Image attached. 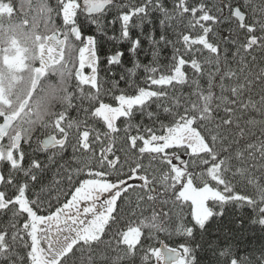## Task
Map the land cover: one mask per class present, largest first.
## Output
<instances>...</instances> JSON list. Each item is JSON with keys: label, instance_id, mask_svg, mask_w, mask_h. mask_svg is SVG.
I'll return each mask as SVG.
<instances>
[{"label": "snow or ice", "instance_id": "6c2138e0", "mask_svg": "<svg viewBox=\"0 0 264 264\" xmlns=\"http://www.w3.org/2000/svg\"><path fill=\"white\" fill-rule=\"evenodd\" d=\"M113 2L83 0L81 5L77 0H60L69 31L63 39L58 33L48 38L53 43L41 46L40 66L35 69L42 76L49 63L62 60L64 45L74 36L82 45L77 46L75 77L80 85L96 90L87 98L99 101L94 110L90 107L84 111L95 123L102 120L107 131L101 133L94 126H84L81 131L84 122L78 120L63 124L65 114L60 112L54 124L46 127L51 129L47 138L37 142L38 151L50 153L46 161H41L22 149L21 141L29 142L32 133L18 128L17 113L0 112V162L11 166L7 177L0 174V186L14 189L11 195L0 191V215L11 213L9 224L0 228V264H77L78 259L79 264H135L143 230L148 229L151 238L156 232L176 228L185 219L188 202L192 219L202 224L214 214L210 211L214 202L252 204L257 194L264 197V67L256 70L257 57L253 55L257 50L264 52V19L249 23L242 6H234L231 0H220L222 7L216 15L203 3L194 7L187 0H178L170 12L164 0H138L127 5L114 21L121 25L118 39L129 45L132 67H125L124 51H114L106 57V71L111 76L101 81L98 42L92 35L82 37L83 26H76V18L78 10L102 13ZM156 12L164 17L159 39L154 30L147 34L142 30L145 21L152 23L149 17ZM188 13L191 18L184 27L190 34L171 40L165 22L174 16L178 24H183ZM134 18L139 23H131ZM93 21L99 23L95 17ZM222 21L237 24L239 32L231 40L235 51L222 46L227 41L212 38L214 26ZM133 27L141 29L140 36L132 37ZM169 45L172 55L164 63L161 53ZM141 52L145 58L150 57L148 63L138 59ZM229 55L233 61L239 57L238 69L229 67ZM248 56L251 62L246 60ZM208 65H215V72L207 71ZM86 67L91 69L87 75L83 71ZM141 68L143 83L156 86L154 89L139 86L133 79ZM205 76L206 90L200 85ZM121 82L125 87H120ZM185 86L192 88L187 95ZM214 88H219L218 96ZM103 95L112 102H104ZM118 120H122L123 135ZM73 128L77 129L74 142L69 138ZM5 138L6 144L2 143ZM118 140L122 155L114 147ZM69 148L72 157L66 160ZM183 155L189 157L191 165ZM26 158L29 163L24 167ZM197 166H202L199 173L194 171ZM21 172L23 183L15 175ZM210 181L215 185L210 186ZM157 183L164 185L165 196H161ZM237 185H251L254 191L235 194ZM118 201L125 207L120 208ZM209 201L211 206L206 203ZM262 205L264 199L257 206L259 223L264 225ZM149 210L151 214L146 215ZM129 211L137 216L135 226ZM125 219L129 221L126 230L122 223ZM105 236L111 238L105 240ZM21 248L25 255L18 251ZM165 250L171 259H165ZM149 252L158 264H188L183 244L175 249L150 247L144 251L141 264L150 259Z\"/></svg>", "mask_w": 264, "mask_h": 264}, {"label": "trees", "instance_id": "16d2710c", "mask_svg": "<svg viewBox=\"0 0 264 264\" xmlns=\"http://www.w3.org/2000/svg\"><path fill=\"white\" fill-rule=\"evenodd\" d=\"M17 0H0V16L8 15L9 13L13 12V9L16 6ZM178 2V0H164L165 6L171 12L174 4ZM190 6L199 7L201 3L205 5L207 9L212 11V14H217V9L221 8L222 5L220 0H187ZM228 0H225L227 3ZM234 6H242V10L245 13L246 19L249 23L253 20L264 19V15H261V10L264 9V0H231ZM77 3L80 4L81 0H77ZM138 3V0H114L111 6H106L105 10L102 13H92L88 14L86 12H77L76 18V26L78 28L82 27V37L87 35H92L94 39L98 42V78L101 81H108L109 77L111 76V72L106 71L108 69V64L106 57L110 55L112 52L120 50L124 51L125 55L123 57L125 62V67H132L131 58L127 53V49L129 45L126 42H123L118 39L120 36V28L121 25L118 22H114L117 20L118 16L123 13L125 7L129 4ZM53 4L56 7L55 12V19L57 29L55 32L59 34V38L63 39L65 32L69 31V26L64 24L63 14L60 8V0H53ZM121 6V7H118ZM225 14H227V9H223ZM93 17L96 18L99 23L93 21ZM186 19L184 20L183 24H178L176 18L173 16L171 20H167L165 22V28L167 29V34L169 38L173 41H176L181 34H190V30H185V25L187 24V19L191 18V13L186 14ZM149 19L152 21L149 24L147 21L143 24V32L145 34L154 30L156 39H159V35L161 32L160 28V20L164 19V17L156 12L150 15ZM133 24L139 23L138 20L135 18L131 22ZM239 29L237 24L230 22V21H222L218 26H214V32L211 34L212 38L216 41H227L226 44L222 46H226L230 48V51H235V46L232 44L231 40L234 38ZM141 29L133 27L131 30V35L133 38L140 36ZM258 36L262 35L260 32L257 31L256 33ZM242 35V34H241ZM73 41L77 46L79 45V41L75 39L74 36L70 37V40ZM52 44L46 43L45 45ZM179 47V45H177ZM144 47H148L147 41L144 42ZM172 47L169 45L165 48L161 53V60L166 63V58H170L172 55ZM42 55V49L38 53V61L40 62ZM257 57L256 62V70L260 67H264V52L259 50L253 53ZM139 60L143 63H148L150 57L145 58L143 52L140 53ZM229 60V67L233 68L234 70L238 69L239 67V57L235 61L232 60L231 55L228 57ZM248 62H251L252 57H246ZM38 61L33 64L32 66V73L35 77V67ZM55 64V63H54ZM53 65L50 63L47 69L44 72V75L41 78H49L50 74L48 73V68ZM79 66L78 62V52L77 57L74 63L73 68V78L71 86L69 87L68 91L71 93V106L64 105L58 106L56 109L55 115L52 118L51 124H54L55 119L58 118L60 112H64L65 120L62 121L63 124H67L68 121H83L84 125L81 127V131L83 130L84 126H94L96 130L103 133L107 131L106 126H104L103 121L99 120L98 123H95L90 113H86L84 109L92 108L99 106V101H90L87 97L89 93H95V89H92L90 85H80L79 81L75 77V68ZM113 71H120L118 68H113ZM206 70L209 72H215V65H208L206 66ZM84 74L87 75L90 73L91 69L85 68ZM188 75L191 76L192 72L189 71ZM145 74L143 69H139L136 76L133 79L136 80V83L139 86H143L145 88H155L156 86H150L143 83ZM54 79V77H50ZM217 83L218 77H216ZM200 85L205 90L208 87V79L207 76L200 79ZM120 87H125L124 83L121 82ZM81 90H83L84 95H81ZM192 91V88L185 86L183 92L187 95L189 92ZM214 93L218 96L220 94L219 88L213 89ZM101 99L106 103H111V98L107 95H103ZM247 99V96H245ZM259 99V96L256 97ZM113 106H115L113 104ZM155 108V105H153ZM223 114L222 109L220 110V115ZM252 116L259 119V117L252 113ZM139 120V116L137 117V121ZM117 127L121 129V135H123V123L122 120L117 121ZM70 131V139L74 142L75 141V133L77 132L76 128H73ZM51 129H46L43 127L37 128L31 135V140L26 142V145L22 147L25 152L34 153L36 157H38L41 161H46L47 156L50 153H45L38 151V141L41 140L42 137L49 134ZM257 135L259 133L257 132ZM29 143L31 147L29 146ZM117 149V154L122 155L119 152L120 142L117 141V144L114 145ZM97 154H99V148L96 149ZM72 152L69 148L65 152V159L71 160ZM182 158L184 160H189V157L183 155ZM29 160L26 158L23 161L24 167H27ZM145 164L148 161H144ZM175 163V162H174ZM192 161L189 160V164L191 165ZM72 167L75 168V162H72ZM183 167V166H182ZM11 168L6 162H0V174L5 175L7 177L8 170ZM202 170V166H197L194 171L199 173ZM164 172H167L168 169H163ZM21 178V182H24L23 173H16ZM157 175H160L157 172ZM231 176V172L228 174ZM51 179V174L48 176V180ZM45 180V183L48 182ZM210 180V178H209ZM170 183V182H169ZM215 181H210V186L215 185ZM195 186V185H194ZM203 187L202 184L199 185ZM67 187V185H65ZM156 187L159 189L161 196H165L164 185L162 183H157ZM222 188V186H221ZM39 188L35 189L34 191H38ZM0 191H7L8 195H11L12 189L9 187L7 190L4 189L3 186H0ZM254 191L251 185L245 187L244 185H237V190L235 194H244V192L248 194H252ZM53 196L56 195V192L53 191ZM135 197H133V200ZM264 199V197L260 195H256L254 198V202L252 204H247L243 201L238 200H228L225 202L220 203H213L211 206V201L206 202L211 206L210 211L214 214L211 218L206 219L205 222L196 223L191 217V204L188 202V207L184 212L183 219L175 228L172 226L169 228L168 232L160 231L156 232L149 237V230L144 229L143 234L141 237L142 244L138 246L139 254L136 258L135 264H141V257L144 255V251L149 249L150 247L159 248L161 242L167 244V246L171 248H178L181 244L185 245L187 248V261L188 264H264V225L259 223L261 214L257 210V206L260 200ZM120 208H124L125 205L120 204ZM134 206V205H133ZM264 206V205H262ZM119 210V209H118ZM222 213V215H221ZM146 215H150V210L145 213ZM128 215L132 217L131 223L132 226H135L138 223L137 216L132 215L131 211L128 212ZM143 219V217H139ZM11 219V213H7L6 215H0V228L9 224ZM22 220L20 223L22 224ZM122 223L125 224L124 230H126L127 224L129 221L125 219ZM190 230V232H189ZM9 234V239H10ZM105 240L110 239V236L103 237ZM21 255H25L22 248L18 249ZM150 259L145 262V264H158L155 257L152 256L151 252L148 253ZM80 253H77V258H79ZM86 258V254H85ZM77 264H79V259L77 260ZM160 264H162L160 262Z\"/></svg>", "mask_w": 264, "mask_h": 264}, {"label": "clouds", "instance_id": "9594fccd", "mask_svg": "<svg viewBox=\"0 0 264 264\" xmlns=\"http://www.w3.org/2000/svg\"><path fill=\"white\" fill-rule=\"evenodd\" d=\"M53 0H17L12 13L0 16V92L8 98L0 112L17 113V126L33 133L51 125L58 106L71 103L68 91L78 47L66 41L63 59L48 68L52 78L34 77L42 45L57 29Z\"/></svg>", "mask_w": 264, "mask_h": 264}, {"label": "flooded vegetation", "instance_id": "af4514ba", "mask_svg": "<svg viewBox=\"0 0 264 264\" xmlns=\"http://www.w3.org/2000/svg\"><path fill=\"white\" fill-rule=\"evenodd\" d=\"M81 5H83V0H81V3H80ZM50 64V63H49ZM40 66V62L38 61V63H37V65H34V67H35V69L37 68V67H39ZM35 76L37 75V73H35L34 74ZM39 75V74H38ZM40 76V75H39ZM41 77V76H40ZM9 103V100H8V98L7 97H5L4 95H3V93L2 92H0V105H7ZM10 113V112H9ZM2 121H3V118L2 117H0V123H2ZM2 143H7V138H5L3 141H2ZM24 145H26V142L25 141H21V147H24Z\"/></svg>", "mask_w": 264, "mask_h": 264}, {"label": "water", "instance_id": "95a60500", "mask_svg": "<svg viewBox=\"0 0 264 264\" xmlns=\"http://www.w3.org/2000/svg\"><path fill=\"white\" fill-rule=\"evenodd\" d=\"M96 2H99V0H96ZM88 13V12H87ZM47 138V136H45L44 138H42V140H44V139H46ZM41 140V141H42ZM161 245H165V246H167L165 243H161L160 244V247H161ZM168 247V246H167ZM164 257H165V259L167 260V259H171L172 257L169 255V253L165 250V252H164Z\"/></svg>", "mask_w": 264, "mask_h": 264}]
</instances>
